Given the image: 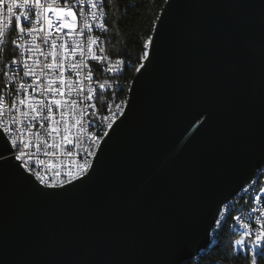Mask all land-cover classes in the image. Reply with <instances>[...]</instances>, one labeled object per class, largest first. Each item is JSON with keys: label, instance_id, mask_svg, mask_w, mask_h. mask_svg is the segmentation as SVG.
Segmentation results:
<instances>
[{"label": "water", "instance_id": "water-1", "mask_svg": "<svg viewBox=\"0 0 264 264\" xmlns=\"http://www.w3.org/2000/svg\"><path fill=\"white\" fill-rule=\"evenodd\" d=\"M157 28L88 180L44 195L0 169V264H167L179 235L192 259L264 162V0H166Z\"/></svg>", "mask_w": 264, "mask_h": 264}, {"label": "snow or ice", "instance_id": "snow-or-ice-1", "mask_svg": "<svg viewBox=\"0 0 264 264\" xmlns=\"http://www.w3.org/2000/svg\"><path fill=\"white\" fill-rule=\"evenodd\" d=\"M172 7L169 2L168 11ZM110 15L108 0H0V77L3 78L0 87L9 89L0 92V140L8 146L0 151V169L10 163V158L19 162L14 165L19 178H35L43 187H36L35 183L33 187L44 195H59L67 191L64 185L75 186L73 182L83 183L89 179V170L95 168L90 157L97 155L92 145L102 147L100 140L103 137L90 131L85 135L86 129H90L93 123L113 129L117 114L126 118V102L114 104L101 99L99 106L95 103L102 90L113 88L118 81H95L90 64L104 65L102 71L112 74L122 73L124 67L131 66L121 58L123 52L117 53L113 60L106 47H99V54L96 51L98 45L106 44V41L91 33L96 29L102 34L108 33L105 17ZM159 19L163 25L164 18ZM122 22L123 17L117 19V26ZM13 31L17 33L16 38L6 39ZM159 37L160 29L157 28L156 36L149 35L144 40V50L139 57L141 63L136 72L141 73L153 63L159 51ZM42 45L48 46L49 50L44 51ZM41 56L46 59L41 61ZM6 59L8 63L4 62ZM70 75L74 78L69 79ZM26 78H31V82L26 83ZM113 95L117 93L113 92ZM105 106L110 115L100 116ZM56 112H59V119ZM5 116L9 117L7 121ZM61 124L65 125L63 134ZM73 128L76 129L75 135L72 134ZM26 132L28 140L24 138ZM104 135L110 136V133ZM57 136H61L62 144L56 142ZM33 139L36 141L35 152L31 150ZM62 145L76 148L75 153L64 152L69 158L67 170H62L65 168L63 163L57 165L52 160L45 167V161L37 153L51 148L53 151L44 154L55 157V150ZM5 151L9 155H4ZM80 159L82 163L78 162ZM25 172L29 175L25 176ZM252 187L255 183L241 190L247 193ZM259 192H264V187ZM251 202L264 203V197L257 194ZM252 214H255L254 220ZM229 217L234 222L232 227L238 224L240 229L239 239L232 244L233 249L242 250L246 258L250 254V264H260L264 261V207L252 208L246 218L238 214V210L233 214V203L225 196L216 201L207 235L219 232ZM190 247L189 239L177 236L172 242L167 264H188ZM208 264H217V261L209 259Z\"/></svg>", "mask_w": 264, "mask_h": 264}, {"label": "trees", "instance_id": "trees-1", "mask_svg": "<svg viewBox=\"0 0 264 264\" xmlns=\"http://www.w3.org/2000/svg\"><path fill=\"white\" fill-rule=\"evenodd\" d=\"M165 2L166 0H119L118 6L117 0H108V12L111 15L105 17L109 25V32L105 33L107 52L113 56L123 52L121 57L131 65L123 74L128 84L123 100L126 99L130 81L136 73L135 69L141 63L139 57L144 50L143 42L152 35ZM121 17L123 22L117 26L116 20ZM234 213L235 206H233ZM233 223L229 217L219 232H213L209 246L190 259L188 264H208L209 259L216 260L217 264H250V254L247 258L244 253L235 254V249L232 247L233 242L239 239L237 232L231 229ZM213 253H219V255ZM225 256L227 259H224ZM260 264H264V261Z\"/></svg>", "mask_w": 264, "mask_h": 264}, {"label": "built area", "instance_id": "built-area-1", "mask_svg": "<svg viewBox=\"0 0 264 264\" xmlns=\"http://www.w3.org/2000/svg\"><path fill=\"white\" fill-rule=\"evenodd\" d=\"M81 23H83V21H81ZM91 34L100 37V39L102 41H106L105 33L102 34L99 29H96L94 31V33H91ZM16 36H17V33L15 31H13V32L8 34V37H6V39H8V38H16ZM99 47H106V44L102 43V44L98 45V47L96 48V51H97L98 54H99ZM42 49L44 51H48L49 50L48 46H46V45H42ZM107 54H108V52H107ZM108 55H110V54H108ZM110 56H112L113 60H115L116 56H113V55H110ZM121 58L126 61V64H129V62L125 58H123V57H121ZM39 59L41 61H43V60L46 59V57L41 56V57H39ZM4 62L8 63V59H6ZM49 62H51L50 58H49ZM90 67L93 68L95 81L102 82L105 79H109V80H111L113 82H117L118 81V84L114 83L113 88L104 89V90H102V92L99 93V96H98L97 100L95 101L97 106H99L101 99H108L110 103H114V104L121 103L123 101V96H125V90H127V86H128V84L126 83V81L123 78V74H124L127 66L122 69V73H116V74L106 73V72L102 71L104 65L96 66L94 64H90ZM72 78H74V77H72L70 75L69 79H72ZM2 80H3V78L0 77V83H2ZM25 82L26 83H30L31 82V78H26ZM84 87L86 88L87 85H84ZM8 90L9 89H4V88L0 87V92H4V91H8ZM113 92H116L117 95H113ZM64 99H68V97H64ZM7 103H10V101L7 102ZM91 103L92 102H90V104ZM15 115H17V117H18V113H16ZM107 115H110V113L106 110V106H105V110H102L100 112V116H107ZM56 118L57 119L60 118L59 117V112H56ZM4 119H5V121H7V119H9V117L5 116ZM72 122H74V121H72ZM64 126H65L64 124L60 125L61 134H63ZM36 127L38 128V125ZM108 130L109 129L107 127H105V126H97L96 123H93L90 129H86L85 130V135H87V133L90 131L91 133L104 138V136H105L104 133L108 132ZM72 134L73 135L76 134V129L75 128L72 129ZM24 138H25V140H28L27 132L25 133V137ZM101 140H100V142H101ZM56 142L62 144L61 136H57L56 137ZM32 143H33V148L31 150L33 152H35V143H36L35 139H33ZM93 148H98V147L96 145H92V149ZM66 150L67 151H71L73 153L76 152V148H75L74 145H72V146L62 145L61 148H58V149L55 150L56 153H57V155L55 157H50V156H47V155L44 154L45 151H48V152L53 151L51 148L42 149V151L40 153H37V155L39 156L40 159L45 161V167H47L48 161L52 160L57 165L63 163L65 165V168L62 169V170L66 171L67 170V164L69 162V158L66 155H64V152ZM78 162L82 163L83 160L80 159V160H78ZM35 167H39V165H35ZM259 167L264 169V162ZM64 178L66 179L67 177H64ZM261 187H264V178H260V188ZM242 188H248V181L246 183H244L237 191H235L233 193V195L230 198H228V199L231 200L232 203H233V206H235V213L234 214H237V210H238V214H240L242 216H245L247 218L249 213L251 212L252 208L259 209L261 207H264V203H260V206H251V199L253 197H255L257 194H259L260 196L264 197V192L257 191V194H248V192L245 193L244 191H242L241 190ZM252 219L253 220L255 219V214H252ZM231 229L234 230L235 232H237V234L240 236V229L238 227V224H237L236 227H233ZM212 236H213V234L211 236H209V241H210V237H212ZM238 252L239 253H244L240 249H235V254H237Z\"/></svg>", "mask_w": 264, "mask_h": 264}, {"label": "bare ground", "instance_id": "bare-ground-1", "mask_svg": "<svg viewBox=\"0 0 264 264\" xmlns=\"http://www.w3.org/2000/svg\"><path fill=\"white\" fill-rule=\"evenodd\" d=\"M131 84V81H130ZM130 84H129V88H128V92H127V96L126 99L123 100V102H126L124 104V107H126L127 101H128V95H129V89H130ZM121 115L117 114V117L119 118ZM117 118V119H118ZM95 145V144H93ZM93 150L96 152L97 148H93ZM94 156L90 157V159L93 161ZM260 178H264V169L262 168H258L255 173L253 174V176L248 180V188L250 187V185H252L253 183H255V187H252L250 191H248V194H257V191H259L260 189ZM252 201V199H251ZM251 206H260V203H255V202H251ZM210 237V241H211ZM210 241L208 242V244L205 246V248H207L210 244ZM205 248H203L201 251H199V253L203 252V250H205ZM198 253V254H199ZM197 255V254H196ZM195 255V256H196ZM194 257V256H193Z\"/></svg>", "mask_w": 264, "mask_h": 264}]
</instances>
